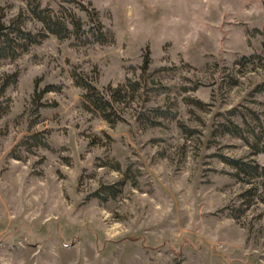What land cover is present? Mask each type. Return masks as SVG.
<instances>
[{"label": "rangeland", "instance_id": "rangeland-1", "mask_svg": "<svg viewBox=\"0 0 264 264\" xmlns=\"http://www.w3.org/2000/svg\"><path fill=\"white\" fill-rule=\"evenodd\" d=\"M35 2L0 0L41 41L0 62V264H264V0H41L67 39Z\"/></svg>", "mask_w": 264, "mask_h": 264}, {"label": "trees", "instance_id": "trees-1", "mask_svg": "<svg viewBox=\"0 0 264 264\" xmlns=\"http://www.w3.org/2000/svg\"><path fill=\"white\" fill-rule=\"evenodd\" d=\"M29 5L32 7L31 12L33 17L37 21L41 22L44 25L46 31L52 36H55L59 39H67L71 36L70 34L79 32L82 28L80 20L76 19L75 17H57V12L53 7L48 10H41V0H36L35 4L32 3ZM91 18L94 28L100 31L101 25L96 20V16L92 15ZM22 24L23 23L20 19L12 21V23L7 26L0 23V62L8 58L14 59L20 50H24L30 45L39 44L41 42L40 35H35L31 32L24 31L21 29ZM42 36L45 37L46 35ZM75 36L78 37L79 35ZM96 36L98 37L97 41L100 43L107 41L103 38V35ZM148 62L149 61H146L144 69H147L149 65ZM79 85L88 89L89 94H87L85 98L97 111L105 112L109 108H112L111 102L108 100L107 96H105L104 92L98 87L88 83L87 81H80ZM44 92L49 91L46 89ZM2 112L3 109L0 108V116L2 115ZM235 164L238 169L244 172L246 171V166H248L240 162Z\"/></svg>", "mask_w": 264, "mask_h": 264}]
</instances>
